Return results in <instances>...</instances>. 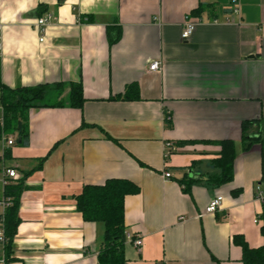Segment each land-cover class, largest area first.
Returning <instances> with one entry per match:
<instances>
[{
  "label": "crops",
  "instance_id": "0c3cea01",
  "mask_svg": "<svg viewBox=\"0 0 264 264\" xmlns=\"http://www.w3.org/2000/svg\"><path fill=\"white\" fill-rule=\"evenodd\" d=\"M233 9L230 0H0L2 84H63L67 101L81 83L85 98L81 109H32L25 146L11 134L0 220L6 186L23 180L25 189L13 253L0 242V264H97L105 227L84 221L76 197L110 179L140 188L125 199L127 236L143 242L127 240L128 264H243L236 236L264 248V205L255 198L257 185L264 191V0ZM48 16L41 42L35 25ZM187 17L197 26L183 41ZM113 27L122 37L111 46ZM155 61L159 72L149 70ZM131 84L139 99H121ZM245 122L260 124L247 151ZM225 140L236 146L233 180L208 186ZM217 197L219 210L206 214Z\"/></svg>",
  "mask_w": 264,
  "mask_h": 264
},
{
  "label": "trees",
  "instance_id": "16d2710c",
  "mask_svg": "<svg viewBox=\"0 0 264 264\" xmlns=\"http://www.w3.org/2000/svg\"><path fill=\"white\" fill-rule=\"evenodd\" d=\"M206 7H199L194 14L202 13ZM122 37L119 27L107 30L108 42L116 45ZM0 104L4 110V125H0V139L2 132L16 134L17 141L21 145L29 142L28 115L32 109L52 107H70L81 109L85 102L84 90L81 83H72L67 101L61 96L65 90L63 84L56 86L20 87L11 89L2 84L0 73ZM51 93L56 94L55 101L45 103V99ZM123 100L139 99L137 84H131L127 88ZM170 115H167L169 118ZM258 122H245L241 129L243 149L249 150L259 140ZM220 157L210 161L212 169L205 179V184L212 187H220L233 180L234 162L236 158V146L233 140L220 142ZM10 152L6 151V157ZM47 157L40 161L37 169H40ZM193 179L186 175L181 183L189 185ZM25 189V183L21 180L16 185L6 186V197L10 199L9 205L3 216L5 232V249L7 256L13 253L14 238L18 226L21 223L19 216L20 197ZM140 188L133 182L125 179H110L101 185H86L82 193L76 197L77 210L84 221L90 223H102L105 227L103 242L97 256V264H128L125 250L127 244V229L125 224V199L127 196L139 193ZM235 243L242 248L243 264H264V248H251L245 239L236 236Z\"/></svg>",
  "mask_w": 264,
  "mask_h": 264
},
{
  "label": "built area",
  "instance_id": "2783aa9c",
  "mask_svg": "<svg viewBox=\"0 0 264 264\" xmlns=\"http://www.w3.org/2000/svg\"><path fill=\"white\" fill-rule=\"evenodd\" d=\"M230 2L234 5V9L233 11L235 13H240V0H230ZM50 17H43V18H39L36 22V28L39 31V34L41 35L40 37V41L43 42L44 38H45V34L47 31V27L50 24ZM197 26V23L193 20H191L190 17H187V20L183 26V30H182V34H181V38L183 41L189 40L191 38V36L193 35L195 28ZM3 54V47H2V37H1V27H0V57ZM161 64L160 62H153L150 64L149 66V70L151 72H159L161 70ZM1 90V89H0ZM0 125L3 128L4 125V110L2 105L0 104ZM16 138L11 135V134H7L6 132H2L1 135V139H0V144L3 148L2 153H0V167L4 166V162L6 159V149H9L11 147H13L14 145H16ZM173 148L172 144H168L167 145V149ZM4 168V167H3ZM4 175L5 177H8L10 179H18L19 175L15 170H11V169H4ZM171 174L166 173L165 174V178H170ZM3 183L5 185L8 184L7 180H4ZM255 198L257 201L261 202L264 205V191L262 190V188L260 187V185L256 186L255 189ZM223 201V197H217L216 199L212 200L208 207L206 208V214H215L220 206L221 203ZM9 204H7L8 207ZM4 220L3 218L0 220V242L4 243L5 242V234H4ZM133 238L131 236H127V240L129 241H133L135 246L137 248L141 247L143 242L141 239H136V240H132Z\"/></svg>",
  "mask_w": 264,
  "mask_h": 264
},
{
  "label": "rangeland",
  "instance_id": "374dc122",
  "mask_svg": "<svg viewBox=\"0 0 264 264\" xmlns=\"http://www.w3.org/2000/svg\"><path fill=\"white\" fill-rule=\"evenodd\" d=\"M55 95H54V93H51L50 95H48L47 98L45 99V103L54 102L55 101V97H54Z\"/></svg>",
  "mask_w": 264,
  "mask_h": 264
}]
</instances>
